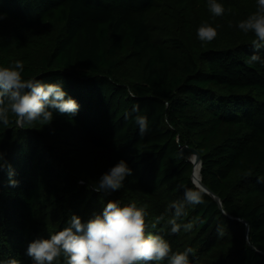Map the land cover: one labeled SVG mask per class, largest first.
I'll return each mask as SVG.
<instances>
[{
    "label": "trees",
    "instance_id": "1",
    "mask_svg": "<svg viewBox=\"0 0 264 264\" xmlns=\"http://www.w3.org/2000/svg\"><path fill=\"white\" fill-rule=\"evenodd\" d=\"M155 1L0 0L9 24L0 67L22 60L25 79L58 83L80 105L71 117L54 110L47 125L0 123V261L33 264L30 242L72 215L87 222L102 213L103 199L78 183L87 178L75 164L87 160L108 169L124 160L132 175L117 200L145 207L148 232L176 242L178 232L164 229L170 205L195 187L185 145L199 154L201 183L221 206L201 191L203 203L177 220L182 234L223 264H264V63H246L254 53L264 60V47H219L192 30L158 42L146 20ZM183 25L192 27L187 18ZM138 116L147 119L143 135ZM55 206L61 220L45 234L40 217Z\"/></svg>",
    "mask_w": 264,
    "mask_h": 264
},
{
    "label": "clouds",
    "instance_id": "2",
    "mask_svg": "<svg viewBox=\"0 0 264 264\" xmlns=\"http://www.w3.org/2000/svg\"><path fill=\"white\" fill-rule=\"evenodd\" d=\"M208 7L215 16H222L225 8L216 0H208ZM238 28L243 33L254 34L251 41L256 49L264 47V0H257V11L242 20ZM197 37L203 43H210L217 37V30L208 24L197 29ZM264 63L258 54H252L248 64ZM24 62L17 60L13 67H0V123L7 126L10 114L15 123L23 127L34 122L43 125L53 120V111L60 115L75 116L80 108L77 101L68 96L58 83H45L39 79H25L22 75ZM136 122L140 133L147 131V119L138 116ZM6 167L0 154V170ZM9 183L17 186L18 181L11 178ZM132 175V169L124 160H120L99 178L94 190L109 195L119 191L124 180ZM203 203V195L198 186L185 188L183 197L173 201L170 207L173 217L167 219L164 229L170 226V232L180 229L177 220L187 215L186 208ZM148 212L136 203L122 204L120 200H109L101 214L94 215L82 222L72 215L64 228L50 234L49 238H38L29 243L26 255L33 264H152L167 261V264H190L189 253L173 252L170 243L160 234H150L147 222ZM165 221L163 215L156 218L155 224ZM155 224L152 226L155 227ZM190 229L191 224L184 225ZM163 230V229H162ZM0 264H20L16 259L0 261Z\"/></svg>",
    "mask_w": 264,
    "mask_h": 264
},
{
    "label": "rangeland",
    "instance_id": "3",
    "mask_svg": "<svg viewBox=\"0 0 264 264\" xmlns=\"http://www.w3.org/2000/svg\"><path fill=\"white\" fill-rule=\"evenodd\" d=\"M225 8V13L222 16H215L211 13L208 7V0H156L153 9L149 10L146 15L148 26L153 34V37L158 42H169L178 39L181 35L185 37L187 31H191L197 37V29L203 25L208 24L217 30L216 42L219 47L232 46L239 42H251L255 37L254 34H245L238 28V24L248 18L249 15L257 11V0H216ZM187 18L192 27L184 26V21ZM9 31V24L0 20V36L5 35ZM182 41V39H181ZM16 118L10 114V120ZM78 163V162H76ZM81 168L85 180H79L80 184H87L89 188L97 194L103 203L109 200H117L118 197L115 192L106 195L103 192H97L94 187L101 175L107 172L108 168L99 167L98 163H93L87 160L84 166L75 164ZM178 196H172L177 198ZM98 198V199H99ZM62 208L55 206L46 209L41 217V227L45 234L51 233L62 216ZM237 229V226H233ZM174 234H177L174 233ZM173 252H183L187 249H192L189 253L190 264H223L226 259L222 258L221 254L213 253L206 254L202 252L196 242L194 236L190 234H182V229L178 231L176 242L169 240ZM59 264H63L61 258ZM162 264H167L166 262Z\"/></svg>",
    "mask_w": 264,
    "mask_h": 264
},
{
    "label": "water",
    "instance_id": "4",
    "mask_svg": "<svg viewBox=\"0 0 264 264\" xmlns=\"http://www.w3.org/2000/svg\"><path fill=\"white\" fill-rule=\"evenodd\" d=\"M179 152L182 156L188 158L192 164L198 163V166L200 168V165H201L200 156L194 149L188 148L187 146L184 145L179 148ZM191 156L193 157L191 158ZM191 181H192V177H191ZM193 185L195 186L194 183ZM200 185H201L200 190L204 192L205 194H207L209 197H211L217 203L218 207L220 208L221 204H220L219 198L214 193H212L207 187H205L202 183ZM246 230H247V226H246Z\"/></svg>",
    "mask_w": 264,
    "mask_h": 264
},
{
    "label": "bare ground",
    "instance_id": "5",
    "mask_svg": "<svg viewBox=\"0 0 264 264\" xmlns=\"http://www.w3.org/2000/svg\"><path fill=\"white\" fill-rule=\"evenodd\" d=\"M193 156H191L192 158ZM195 159V158H194ZM192 181L195 184V186L201 189V177H200V168L198 166V163L193 164V170H192Z\"/></svg>",
    "mask_w": 264,
    "mask_h": 264
}]
</instances>
